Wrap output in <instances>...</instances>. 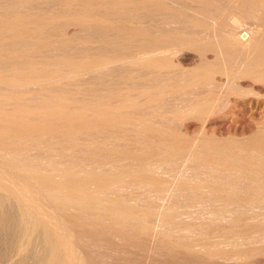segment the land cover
Segmentation results:
<instances>
[{"label":"bare ground","instance_id":"1","mask_svg":"<svg viewBox=\"0 0 264 264\" xmlns=\"http://www.w3.org/2000/svg\"><path fill=\"white\" fill-rule=\"evenodd\" d=\"M8 1L19 9L0 15V264H129L145 248L223 257L232 250L223 243L264 241V129L226 149L204 147L207 136L200 147L176 143L184 134L153 120L152 94L165 90L123 89L119 74L164 69L171 94L207 96L194 101L198 113L231 93L236 109L264 110V0ZM185 20L195 33H181ZM64 26L91 27L102 42L36 58L32 49L49 48L57 33L61 48H73ZM185 45L229 65L215 78L203 61L195 80L176 79L167 54ZM232 78L252 85L224 92ZM194 152L210 157L213 177L174 188L165 164Z\"/></svg>","mask_w":264,"mask_h":264},{"label":"rangeland","instance_id":"2","mask_svg":"<svg viewBox=\"0 0 264 264\" xmlns=\"http://www.w3.org/2000/svg\"><path fill=\"white\" fill-rule=\"evenodd\" d=\"M12 4L11 1L0 0V9L2 10L4 8L3 11L0 10V15L2 14L1 12L3 13L7 12V9L9 7L11 8V12L13 11L15 12V10L19 7L18 6L19 4L15 3L16 6L15 4L13 5ZM188 4L189 3L187 2V5ZM194 4L196 3L194 2ZM20 9L21 10L19 11L23 12L22 8ZM35 9L36 8H31L32 11H34ZM51 10L56 11L57 7L52 6ZM116 19H118V21H121L119 20L121 19L119 16H117ZM178 23L182 25L181 33H185V34L195 33V27L189 21L185 20ZM244 24H246V26L248 25L247 22H245ZM61 29L64 33L61 31ZM51 30L52 31L49 30L48 32H53V33L58 32L57 30L55 31H53V29ZM41 31H43L42 33H44V31L46 32L45 29ZM59 32H61L59 34L63 33L61 36L63 37L65 36L66 42L71 40L74 41V46L72 49L60 47L61 40H59L56 37L58 33L54 34L55 36L54 35L52 36V40L49 44V48H45L44 51L37 48L36 49L38 50V52L36 51L35 48L34 49L27 48V49L28 50L32 49L33 50L32 53L36 58H37V54L40 57L41 54L43 53H47L51 56L61 54L65 51L67 52L85 51L88 53V52H93V50H95L98 47V45L102 42L101 39L103 38L102 33L94 31L91 27L81 28L77 26L75 28L73 27L69 28L68 26L67 27L64 26L59 29ZM65 33L66 35H64ZM132 44L133 42L131 43V45ZM110 45H114V44L111 42ZM30 46L32 47V45H29L28 47ZM4 47L6 46L0 45L1 52L3 49H4L3 52H5V49L7 50V48ZM192 48H193L192 46H188V45L180 46L172 49L170 53L167 54L169 63L174 67V70L172 71V75L176 79L184 80L186 83L195 80L193 78V72L195 70V67L198 66L203 61H208L210 63L211 71L213 72V77L215 78H218L219 71H224L229 65V60L223 55H219L217 58H214V56L210 53H208L206 56ZM165 73L166 71L164 69L157 70L156 72L149 68H145L141 66H133V65L121 68L119 72V74H121V76L128 81L125 85L121 87L123 89L124 88L134 89L137 88L142 82H146L150 85L161 86L165 90L160 97L155 93L152 94L155 98H158L157 103L154 104L152 108L157 113L160 114L159 116H157L158 118L155 117L153 120L154 122H158V123L159 122L166 123L168 125L167 127H165L167 131L176 130L178 132L183 133L185 137H182L181 140L177 139L176 143L181 142L185 138L184 139L185 145L192 144L195 145L196 147H200L201 142H203L204 140L203 138L207 136L209 137V139H207L206 142L203 144L204 147H208L211 151L216 150V147L220 149H226L230 146H237L248 143L250 137L254 133H256L258 130L264 129V110L259 109V112H254L252 109H245V110L236 109L233 106V100L235 99V95L233 93H231L229 96L221 95L216 102L214 111H205L203 113H198L192 107L194 101L205 100L207 96H203V94H199L198 91H194L192 93L180 92L177 95L171 94L170 92H168L169 89L166 87L165 82L163 80ZM82 81L83 84L91 83V79L88 76H86ZM242 81H243L242 79L232 78L231 80H228L225 84H223L221 89H224L225 92L229 89L231 90L240 89V88L249 89L251 87L252 85L251 81H245L246 83L244 84L242 83ZM1 101L2 104L4 103L6 105V106L3 105L2 107L4 108L8 107L7 104L9 105L10 101H5V102L3 100ZM230 108L234 109L235 111L230 110ZM138 113L141 112L138 111ZM166 138L168 139V136H166ZM247 149L249 150V148ZM142 150L143 149L141 148L139 149L140 152H142ZM210 161H211L210 157L204 156L203 153L194 152L184 160H179V161L177 160L175 162L166 163L162 171L165 174H167L169 177L175 178L174 179L175 184L173 185L175 188L177 186L176 183L182 179H197L201 177L212 178L213 166L210 163ZM230 217L226 216L227 219L224 221L225 223L223 222L225 225L227 224V220ZM205 221L207 222V224H205L204 226L214 224L213 222L210 223V220H208V218H206ZM212 229L213 228L211 227V230ZM208 230L210 231V227H208ZM190 235H192V233ZM237 241H235L236 243L234 241L230 242L228 243L229 245L227 243L226 244L223 243L222 246L225 245L223 246L224 250L227 248L226 250L232 249L233 251L235 250L236 252H232L231 250L227 253V255L223 254V257L219 253L220 258L219 255L216 256L217 254L215 256L212 255L213 257L209 256L210 258L204 255V258H206L204 259L202 254H201L202 256L199 254L200 255L199 257L194 253L193 254L191 253L190 256L189 253L185 254L182 250H181L182 252L180 253H175L172 251L165 252V250L161 252L160 251L157 252L155 250L149 251L151 250L150 248L148 249L145 248L144 252H143L144 249L139 250L142 253L140 254L138 251L137 257H134V260L131 261L133 263L130 262L129 264H152V263L153 264H171V263L172 264H264V243H263L264 241L262 242L259 241L261 245L258 243V240L256 241L255 239L253 240L255 241L253 242L255 244L252 243V240L243 241L241 239V241L239 240ZM246 244L248 246H246ZM222 246L221 248H223ZM226 246H228L230 249ZM240 249L241 252L242 250L243 252L245 250V252L247 253L242 254L240 252ZM238 250L241 254L237 252ZM151 252L152 253L154 252L153 253L154 257H152ZM233 253H235L236 255L235 254L233 255ZM173 254L175 257L173 256ZM175 254L178 256H176ZM181 254L183 255L181 256ZM228 254H230L229 255L230 257L228 256ZM169 255L171 256L167 257ZM153 258L155 260H152ZM151 260L153 262H151Z\"/></svg>","mask_w":264,"mask_h":264}]
</instances>
